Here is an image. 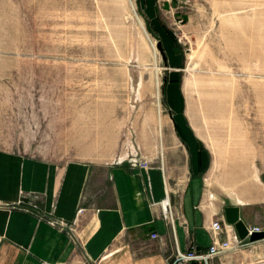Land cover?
Segmentation results:
<instances>
[{"label":"rangeland","instance_id":"obj_1","mask_svg":"<svg viewBox=\"0 0 264 264\" xmlns=\"http://www.w3.org/2000/svg\"><path fill=\"white\" fill-rule=\"evenodd\" d=\"M156 78L161 117L170 108L211 151L208 187L239 204L256 181L264 201V0H0V149L56 161L144 150ZM235 256L264 264V240Z\"/></svg>","mask_w":264,"mask_h":264},{"label":"crops","instance_id":"obj_2","mask_svg":"<svg viewBox=\"0 0 264 264\" xmlns=\"http://www.w3.org/2000/svg\"><path fill=\"white\" fill-rule=\"evenodd\" d=\"M167 115L162 118L156 108L157 125L143 137L147 168L126 160L56 161L0 149V264H166L175 247H207L208 225L216 218L226 221L229 206L239 208L245 225L264 229L256 181L250 190L245 184L247 201L235 190L244 186L231 182L240 203H225L208 187L213 157L204 140L188 121L174 119L170 108ZM164 202L171 220L163 216ZM237 252L220 262L241 264Z\"/></svg>","mask_w":264,"mask_h":264},{"label":"built area","instance_id":"obj_3","mask_svg":"<svg viewBox=\"0 0 264 264\" xmlns=\"http://www.w3.org/2000/svg\"><path fill=\"white\" fill-rule=\"evenodd\" d=\"M127 161L130 166L148 167L149 160L141 154L138 148H134L125 157H119L116 162ZM30 205V203H29ZM33 208L35 204L31 205ZM168 207V208H167ZM29 210V209H28ZM163 216L171 220V210L168 202L162 204ZM80 211V210H79ZM50 225H58L61 228L67 227L66 223L61 220L47 219ZM208 229L212 236V241L207 247H198L194 242H190L189 247L185 251H180L177 247L174 248L173 253L166 259V264H222L220 257L229 251H239L243 247L250 246L258 241H249V236L253 232H260L264 229L259 226L246 225L247 235L244 239L240 238L234 226L227 223L224 219H214L208 225ZM224 234L223 239L219 235ZM157 234H152L156 237ZM264 240V239H262ZM42 264H47L42 262Z\"/></svg>","mask_w":264,"mask_h":264},{"label":"water","instance_id":"obj_4","mask_svg":"<svg viewBox=\"0 0 264 264\" xmlns=\"http://www.w3.org/2000/svg\"><path fill=\"white\" fill-rule=\"evenodd\" d=\"M156 46L162 56V59L165 63V66L167 64V58H166V54L163 50L161 41H157ZM165 80V79H164ZM165 82V81H164ZM225 212V219L226 222L229 224H233L239 237L244 239L247 235V230H246V225L245 223L238 218V213H239V208L236 206H229L226 207L224 209ZM249 241H258V240H262L264 239V230L260 231V232H253L250 236H249Z\"/></svg>","mask_w":264,"mask_h":264},{"label":"bare ground","instance_id":"obj_5","mask_svg":"<svg viewBox=\"0 0 264 264\" xmlns=\"http://www.w3.org/2000/svg\"><path fill=\"white\" fill-rule=\"evenodd\" d=\"M130 4H131V7L133 8L132 10H133V12H134V15L136 16V19H137V21H138V24H139L140 29L144 32V34H145V35L147 36V38H148L147 32H146V30H145V26H144V24H143L141 18H139V17L136 15V13H135V11H134V7H133L132 2H130ZM151 46H152V49H153L154 53H156L155 48H154V46H153L152 43H151ZM155 83H156V87H155V96L157 97V100H156V108L160 110V104H159V102L157 103L158 98H159L158 79H157V78H156V82H155ZM159 112H160V111H159ZM158 114H159V115H157V116H158V119H159V118H160V113H158Z\"/></svg>","mask_w":264,"mask_h":264}]
</instances>
